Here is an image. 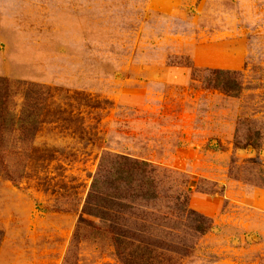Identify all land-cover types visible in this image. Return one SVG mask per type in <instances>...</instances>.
I'll return each mask as SVG.
<instances>
[{"label":"rangeland","instance_id":"1","mask_svg":"<svg viewBox=\"0 0 264 264\" xmlns=\"http://www.w3.org/2000/svg\"><path fill=\"white\" fill-rule=\"evenodd\" d=\"M192 70L239 72L243 90ZM0 79L17 113L26 84L44 94L33 140L6 137L22 179L0 173V264H118L102 233L75 241L105 153L150 163L210 221L180 264H264V0H0ZM239 119L261 150L232 147Z\"/></svg>","mask_w":264,"mask_h":264},{"label":"trees","instance_id":"2","mask_svg":"<svg viewBox=\"0 0 264 264\" xmlns=\"http://www.w3.org/2000/svg\"><path fill=\"white\" fill-rule=\"evenodd\" d=\"M240 77L235 71L192 70V80L202 89L230 98L243 90ZM8 89L9 83L0 79V173L16 185L22 176L15 178L4 161L6 137L17 134L22 143L33 140L41 125L44 94L42 88L26 84L17 113L8 104ZM260 127L254 119H239L232 147L261 150ZM162 182L148 162L102 155L79 214L75 241L80 238L79 228L89 227L105 236L118 264H180L212 227L206 217L189 208L186 192L165 189Z\"/></svg>","mask_w":264,"mask_h":264}]
</instances>
